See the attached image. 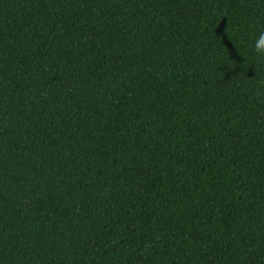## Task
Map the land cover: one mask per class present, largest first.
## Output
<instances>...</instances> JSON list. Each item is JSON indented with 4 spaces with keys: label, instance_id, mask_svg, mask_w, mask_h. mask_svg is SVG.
Returning a JSON list of instances; mask_svg holds the SVG:
<instances>
[{
    "label": "trees",
    "instance_id": "obj_1",
    "mask_svg": "<svg viewBox=\"0 0 264 264\" xmlns=\"http://www.w3.org/2000/svg\"><path fill=\"white\" fill-rule=\"evenodd\" d=\"M264 0H0V264H264Z\"/></svg>",
    "mask_w": 264,
    "mask_h": 264
},
{
    "label": "clouds",
    "instance_id": "obj_2",
    "mask_svg": "<svg viewBox=\"0 0 264 264\" xmlns=\"http://www.w3.org/2000/svg\"><path fill=\"white\" fill-rule=\"evenodd\" d=\"M254 51L260 57H264V31L260 32L254 43Z\"/></svg>",
    "mask_w": 264,
    "mask_h": 264
}]
</instances>
